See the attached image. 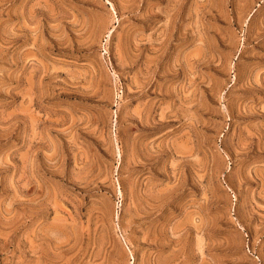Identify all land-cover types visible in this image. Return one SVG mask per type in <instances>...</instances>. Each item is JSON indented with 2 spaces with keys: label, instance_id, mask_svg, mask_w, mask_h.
Wrapping results in <instances>:
<instances>
[{
  "label": "rangeland",
  "instance_id": "374dc122",
  "mask_svg": "<svg viewBox=\"0 0 264 264\" xmlns=\"http://www.w3.org/2000/svg\"><path fill=\"white\" fill-rule=\"evenodd\" d=\"M0 264H264V0H0Z\"/></svg>",
  "mask_w": 264,
  "mask_h": 264
}]
</instances>
